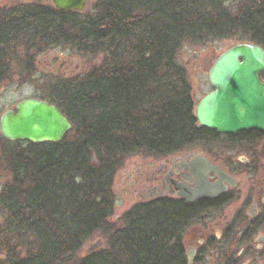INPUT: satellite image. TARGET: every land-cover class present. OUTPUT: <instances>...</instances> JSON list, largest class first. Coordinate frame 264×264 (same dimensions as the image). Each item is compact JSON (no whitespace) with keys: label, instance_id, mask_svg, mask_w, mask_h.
I'll return each instance as SVG.
<instances>
[{"label":"trees","instance_id":"trees-1","mask_svg":"<svg viewBox=\"0 0 264 264\" xmlns=\"http://www.w3.org/2000/svg\"><path fill=\"white\" fill-rule=\"evenodd\" d=\"M29 11V30L15 29L13 43L26 41L30 61L55 48L101 59L80 77L43 79L39 100L69 121L70 143L2 155L13 178L0 193L3 242L30 233L37 251L9 264H66L92 235L110 229L113 178L126 157L171 155L206 135L195 128L180 49L217 41L264 49V0H100L86 16ZM193 217L178 203L134 207L108 237V252L68 264H172L169 235L177 243Z\"/></svg>","mask_w":264,"mask_h":264},{"label":"flooded vegetation","instance_id":"flooded-vegetation-1","mask_svg":"<svg viewBox=\"0 0 264 264\" xmlns=\"http://www.w3.org/2000/svg\"><path fill=\"white\" fill-rule=\"evenodd\" d=\"M12 2L13 0H0V45L2 46L13 43L15 29L25 31L30 27V7L15 9ZM216 59L217 57L205 60L197 71L198 75L190 82L192 87L194 85L191 101L195 128L206 135L180 152L161 157L151 156L154 164L148 169L134 168L125 176L128 184L124 189L137 200L130 210L157 203H178L193 210L194 217L179 234L177 243L171 233L169 235L172 264H249L248 261L243 262L242 258L251 249L244 247L237 251L236 246L239 244L248 246L252 243L255 245L254 252L261 253L264 250V218L261 219L260 214L261 210H264V187L260 189L259 184L252 181L257 170L261 168L260 165L263 164L264 167V133L249 130L233 135L220 134L199 126L195 118L198 103L214 91L209 84L208 72ZM72 65L73 62L63 65L61 72L63 77L67 76V70ZM58 73L59 66L52 71V75ZM4 74L5 69L0 66V79ZM259 78L264 83L261 79L262 74ZM205 86L209 88L207 91L204 89ZM15 143L19 144L6 141L0 136V155H4V152L11 155ZM209 167L217 169L221 177L208 170ZM202 177H205V182L209 186L221 182L225 190L216 197L200 198L190 204L187 203L185 197H189L190 191L196 189L197 179ZM255 186L256 191L259 192L257 196L251 195ZM239 189L246 192L244 205L231 218L225 220L226 225L222 235L217 237L214 232H218L219 228L223 227V223L221 220L207 223V216L238 201ZM255 234L256 238L251 240ZM176 253L180 256L177 263L174 257Z\"/></svg>","mask_w":264,"mask_h":264},{"label":"rangeland","instance_id":"rangeland-1","mask_svg":"<svg viewBox=\"0 0 264 264\" xmlns=\"http://www.w3.org/2000/svg\"><path fill=\"white\" fill-rule=\"evenodd\" d=\"M100 0H88L86 6L81 12H78L81 16L90 15L93 7ZM12 6L15 9L22 10L23 8L29 7H43L45 9L54 8L51 0H13ZM230 9H234L233 4H228ZM28 35L24 33L23 37H27ZM26 41L21 38L16 40V44L11 43L8 45H0V66L2 69H5V74L0 80V116L3 112L9 109H13L14 106L25 99H39L42 97L40 93V88H44V77L48 76V74H52V71L56 70V67L59 66V73L61 74L62 68L64 64L68 62H73V65L67 70V76L70 77H80L90 71L92 68L96 67L99 63H101V59L95 57H86L81 56L80 54L72 51V50H62V49H51L43 53H36L33 60H29V55H24V49ZM237 43H232L228 41H217L209 44L205 47H198L193 45H184L177 54V64L184 69L185 74L188 78L189 83L195 76L198 75L197 71L202 66L205 60L208 58L214 59L218 57L221 53H223L229 47L235 45ZM64 62V63H62ZM32 65L29 67V65ZM77 69L75 70V67ZM34 69V72L31 73L30 70ZM55 74L54 76L58 75ZM71 74H73L71 76ZM199 78L201 77L198 76ZM264 81V74H262V78ZM202 80L200 79V83ZM199 83V84H200ZM191 84V83H190ZM192 87V86H191ZM194 87V85H193ZM191 88V93L194 88ZM205 91L209 88L208 86L204 87ZM72 127V126H71ZM72 128L65 135V137L61 140V142L57 144H67L70 143L74 137ZM17 144V143H16ZM50 143L40 144V147H35V150L45 151L50 146ZM55 145V144H53ZM30 147L29 144L25 142H19V144L14 145L13 150L23 151ZM6 160L2 158L0 155V193L6 185L12 182V176L8 173V167L6 165ZM92 162L95 164V157L92 158ZM152 164H154V159L149 155L144 154H136L130 155L126 157L122 163L120 168L116 171L113 178L112 185V193L114 196V206L112 210V215L107 219V224L109 225V230H103L106 235L102 233H96L92 235L89 239H87L80 249L69 259V262H76L83 254V251L87 248V245L91 242H94L97 238L102 239L103 247L100 249V252H108V237L111 236L113 230L116 228L122 227V217L125 213H127L133 205L137 203L136 199H133L127 191H125L124 187L128 184L125 180V176L127 173H131L134 168H139L141 170L148 169ZM260 169L257 170V174L252 181L256 184H259L260 189H263V172L264 167L263 164L260 165ZM255 190L251 195L257 196L259 192ZM239 198L233 205L227 207L223 210L209 213L206 219V222H217L221 220L223 223V227L219 228L218 232H214V235L220 237L222 235V231L224 226L226 225L225 220L227 218H231L239 208L243 207L244 202L243 199L246 195V192L242 190H238ZM261 216L264 218V210H261ZM7 222V215L5 212L0 209V264H9L10 261L13 260H23L25 258L31 257L37 254L33 246V236L30 233H21L16 232L14 235H7L9 238V242H3V239L6 237L5 235H1L5 232ZM264 232V229H263ZM108 234V235H107ZM190 235V233H189ZM13 238V240H11ZM256 238V234L252 237L251 240ZM255 245L249 243L248 246L238 245L236 246V250L239 251L242 248H250L251 251L246 252L242 258V261H248L249 264H264V250L261 253H257L253 251ZM235 256V254H233ZM68 260V259H67ZM68 262V263H69ZM66 263V264H68Z\"/></svg>","mask_w":264,"mask_h":264},{"label":"water","instance_id":"water-1","mask_svg":"<svg viewBox=\"0 0 264 264\" xmlns=\"http://www.w3.org/2000/svg\"><path fill=\"white\" fill-rule=\"evenodd\" d=\"M88 0H52L57 11L81 12ZM264 49L252 43L236 44L221 53L208 72L212 93L197 105L198 125L220 134L233 135L257 130L264 133ZM71 124L52 104L37 99L18 102L14 109L0 116V136L7 141L34 145L59 143ZM221 177L219 171L207 168ZM220 183L209 186L205 177L197 179V187L185 197L187 203L208 199L223 193ZM103 247L97 238L87 245L82 256H89Z\"/></svg>","mask_w":264,"mask_h":264}]
</instances>
